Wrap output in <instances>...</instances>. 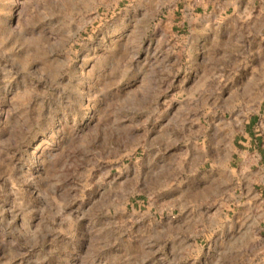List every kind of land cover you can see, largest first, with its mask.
<instances>
[{"label":"rangeland","instance_id":"obj_1","mask_svg":"<svg viewBox=\"0 0 264 264\" xmlns=\"http://www.w3.org/2000/svg\"><path fill=\"white\" fill-rule=\"evenodd\" d=\"M0 264H264V0H0Z\"/></svg>","mask_w":264,"mask_h":264}]
</instances>
